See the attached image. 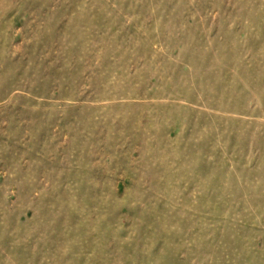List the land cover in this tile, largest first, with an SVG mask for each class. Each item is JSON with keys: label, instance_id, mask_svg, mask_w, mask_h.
Returning <instances> with one entry per match:
<instances>
[{"label": "rangeland", "instance_id": "obj_1", "mask_svg": "<svg viewBox=\"0 0 264 264\" xmlns=\"http://www.w3.org/2000/svg\"><path fill=\"white\" fill-rule=\"evenodd\" d=\"M0 264H264V0H0Z\"/></svg>", "mask_w": 264, "mask_h": 264}]
</instances>
